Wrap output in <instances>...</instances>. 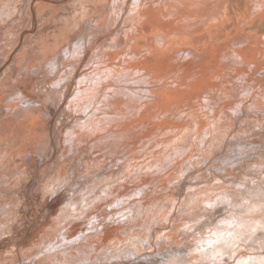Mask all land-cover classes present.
<instances>
[{"label": "bare ground", "instance_id": "obj_1", "mask_svg": "<svg viewBox=\"0 0 264 264\" xmlns=\"http://www.w3.org/2000/svg\"><path fill=\"white\" fill-rule=\"evenodd\" d=\"M262 191L264 0H0V264H259Z\"/></svg>", "mask_w": 264, "mask_h": 264}, {"label": "snow or ice", "instance_id": "obj_2", "mask_svg": "<svg viewBox=\"0 0 264 264\" xmlns=\"http://www.w3.org/2000/svg\"><path fill=\"white\" fill-rule=\"evenodd\" d=\"M247 210H244V206H241V212L238 216L232 219H224L221 224L217 226L216 231L208 230V236L206 239H202L198 248H205L211 250L215 255L219 256L221 253L218 251L220 248L228 250L229 255H233L235 249L239 246L237 241H242L247 233H255L258 229L264 233V191L260 196V202L258 208L247 201H245ZM207 207H213L212 204ZM259 211L260 220L250 224L247 222L245 217L250 219L251 214ZM234 264H253L252 258L249 260H238L234 261ZM259 264H264V256L261 257Z\"/></svg>", "mask_w": 264, "mask_h": 264}, {"label": "rangeland", "instance_id": "obj_3", "mask_svg": "<svg viewBox=\"0 0 264 264\" xmlns=\"http://www.w3.org/2000/svg\"><path fill=\"white\" fill-rule=\"evenodd\" d=\"M29 204H30V205H29V208L27 209V210H28V218H27V221H28V222H27V228H28V229H27V232H26V233L29 234L28 237H29V236L31 237L32 233L34 232V229L37 228L39 224H41V221L43 220V217L38 216L36 220H34L33 218H31V217H32L31 215H33V211H34L35 209H37L38 207H34V202H33L32 199L29 201ZM29 218H30L31 220H30ZM32 220H33V221H32ZM21 241H22V239L18 240L17 243H22ZM17 243H16V242H14V243H13V242L10 243V244H12V245H10V244L8 243V244H9L8 247H12V246H13V247H17V245H16ZM8 244H7V245H8ZM14 245H15V246H14ZM26 249H29V248L26 247Z\"/></svg>", "mask_w": 264, "mask_h": 264}]
</instances>
